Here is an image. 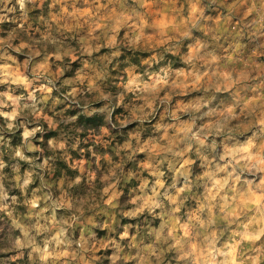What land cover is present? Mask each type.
<instances>
[{"label":"clouds","instance_id":"9594fccd","mask_svg":"<svg viewBox=\"0 0 264 264\" xmlns=\"http://www.w3.org/2000/svg\"><path fill=\"white\" fill-rule=\"evenodd\" d=\"M0 264H264V0H0Z\"/></svg>","mask_w":264,"mask_h":264},{"label":"rangeland","instance_id":"374dc122","mask_svg":"<svg viewBox=\"0 0 264 264\" xmlns=\"http://www.w3.org/2000/svg\"><path fill=\"white\" fill-rule=\"evenodd\" d=\"M105 115H106V113H105ZM99 121H100V118L97 117L95 120H93V124L95 125V124L99 123ZM63 164H64L63 162H61V164H60V169H61V170L64 169ZM64 166H65V165H64Z\"/></svg>","mask_w":264,"mask_h":264},{"label":"trees","instance_id":"16d2710c","mask_svg":"<svg viewBox=\"0 0 264 264\" xmlns=\"http://www.w3.org/2000/svg\"><path fill=\"white\" fill-rule=\"evenodd\" d=\"M85 123H86V124H87V123H92V121H90V122H85ZM63 167H65L64 164H63Z\"/></svg>","mask_w":264,"mask_h":264},{"label":"crops","instance_id":"0c3cea01","mask_svg":"<svg viewBox=\"0 0 264 264\" xmlns=\"http://www.w3.org/2000/svg\"><path fill=\"white\" fill-rule=\"evenodd\" d=\"M92 124H93V121H92ZM94 125V124H93Z\"/></svg>","mask_w":264,"mask_h":264}]
</instances>
